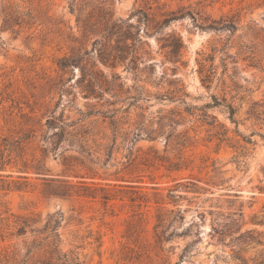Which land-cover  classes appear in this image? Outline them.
I'll list each match as a JSON object with an SVG mask.
<instances>
[{
    "label": "rangeland",
    "instance_id": "1",
    "mask_svg": "<svg viewBox=\"0 0 264 264\" xmlns=\"http://www.w3.org/2000/svg\"><path fill=\"white\" fill-rule=\"evenodd\" d=\"M101 1L0 0L4 231L15 215L38 214L42 227L60 213L59 248L82 264H240L264 245L234 247L210 229L264 231V0H107L122 35L138 39L136 63L112 69L97 57ZM70 56L78 65L61 68ZM82 66L102 70V91ZM211 95L234 107L236 124L222 106L204 109L213 128L197 115ZM52 116L83 118L91 157L68 138L49 142ZM137 123L146 130L133 138ZM37 160L43 174L18 172ZM16 241L0 242V257Z\"/></svg>",
    "mask_w": 264,
    "mask_h": 264
},
{
    "label": "trees",
    "instance_id": "2",
    "mask_svg": "<svg viewBox=\"0 0 264 264\" xmlns=\"http://www.w3.org/2000/svg\"><path fill=\"white\" fill-rule=\"evenodd\" d=\"M107 0L101 1V7H99L100 15V25L103 27L101 29L102 36L100 42V48L98 49V61L101 62L105 67L110 69L116 67L118 63H124L128 56L131 58L130 62H135L137 58V50L133 47L134 42L138 39L129 38L124 32L122 35V27L118 25L115 21H111L110 12L105 7ZM79 21V19H77ZM81 28L83 32H86L88 28L92 25H95L91 22V18L81 20ZM210 27V24L208 25ZM97 31V30H92ZM116 36L115 39H113ZM124 36V37H123ZM130 39V43L128 40ZM97 42V41H95ZM182 42L177 40L174 44L175 51H180ZM78 60L73 56L64 57L60 61V67H73L78 65ZM127 68V66H126ZM83 72L84 77H89L88 82L91 85L88 87L94 91L95 87L102 91V86L108 84V81L105 78L102 70H95L93 66L91 68L82 66L80 68ZM99 74L102 79H97L94 75ZM116 76V74H113ZM211 75L206 74L201 81L203 83L210 82ZM132 100L136 101L138 97H131ZM211 102L204 104L201 108H197V110H201V113L197 115L202 119H209V121L205 122L210 127L218 126L217 118L214 115H209L204 111L207 108H214L218 106H222L225 109V112L228 114V118L232 123L236 124V121L233 118L234 115V107L230 103H226L225 100L223 102L219 101L218 98L214 95H211ZM101 114L102 117H106V112L97 111L94 114ZM82 117H87L92 115V112L88 114L80 113ZM51 120H56L57 130L50 135L49 142L51 144L56 145V143L65 138L70 139L72 142L76 144L79 148L80 152L88 155L87 157H91V153L87 150V137L89 132L87 131L83 124L77 125L78 120L83 121V118L78 120H70L66 122L63 118H54L51 117ZM162 119V117H159ZM115 124V121L112 122ZM50 126V125H49ZM221 127H224L221 125ZM116 128V127H114ZM146 128L144 124H138L136 126V132L133 133V138L139 136L142 132H144ZM219 133V132H216ZM146 137L151 138V132H146ZM128 151H130L131 147H127ZM113 148L109 149L107 153V158H110L112 155ZM129 155V154H128ZM72 160H76V157H70ZM69 158V159H70ZM91 163L104 165L106 163V159L101 162L99 156L93 158H89ZM82 163V162H81ZM33 170L35 173L43 174L44 169L41 167L40 160H37L33 164H29L27 161H22V165L18 167V172H26L28 170ZM90 169V168H89ZM6 165L4 162H0V171H5ZM10 174H8L9 176ZM99 176L100 179L104 180L107 178H101V176L94 172L93 176ZM18 177H24L22 175H18ZM58 193V192H56ZM102 198L106 201L108 199L107 195L102 196ZM13 220V230L9 233L4 231V220L7 218L0 217V242H4L6 239H19V241L14 242L13 244H8L1 249V257L0 264H82L83 260L80 258L79 252L75 250L62 251L59 248V238L57 234L58 226L60 225L62 215L60 213H47L46 221L42 227H38L37 224L40 221V216L38 214H19L14 216ZM9 224H6L8 226ZM8 228V227H7ZM234 228L229 227L227 225H218L212 226L210 231L217 234L219 237H230L231 243L234 247H237L239 244H249L251 242H256L264 245V231H255V230H244L240 231V228H237L235 231ZM233 233H238L236 236H233ZM44 234L43 236H40ZM38 235V236H36ZM171 235V234H170ZM31 236V238H29ZM240 260V264H264V249L255 253L254 256L250 258L237 257Z\"/></svg>",
    "mask_w": 264,
    "mask_h": 264
}]
</instances>
